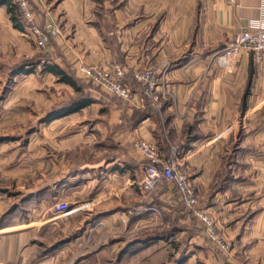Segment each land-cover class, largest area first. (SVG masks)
<instances>
[{"label":"crops","instance_id":"0c3cea01","mask_svg":"<svg viewBox=\"0 0 264 264\" xmlns=\"http://www.w3.org/2000/svg\"><path fill=\"white\" fill-rule=\"evenodd\" d=\"M10 1L0 0V14L7 30L21 41L23 34L9 13ZM27 1L38 25L52 23L61 29L46 51L52 70L58 67L84 82L76 70L81 63L117 62L130 75L151 65L170 64L171 95L165 102L161 132L172 136L179 155L185 156L203 206L226 221L239 220L235 227L238 251L250 252L255 264H264V59L255 62L243 54L233 64L217 60L243 28L262 20L264 0ZM142 104L138 94L125 104V117L134 125L125 142L140 138L166 145L168 138L160 134L157 121L143 113ZM127 150L108 163V176L122 190H133L131 182L145 163L133 147ZM96 200L82 232L72 238L62 236L50 242L45 239L48 232L41 234L34 221L27 225L0 221V264H91L100 261L105 250H125L122 259H126L133 251L132 242L119 250L113 240L104 245L106 249L99 246L81 252L80 241L91 233V226L111 228L112 221H117L115 209H96L101 199ZM246 209L251 210L249 217L242 212ZM3 214L1 203L0 217ZM146 215L142 213L138 220L144 221Z\"/></svg>","mask_w":264,"mask_h":264},{"label":"rangeland","instance_id":"374dc122","mask_svg":"<svg viewBox=\"0 0 264 264\" xmlns=\"http://www.w3.org/2000/svg\"><path fill=\"white\" fill-rule=\"evenodd\" d=\"M18 1L11 0L10 4L17 6L19 18L23 19ZM19 30L23 34L21 41L7 30L0 14V208L1 203L4 207L0 221L26 225L34 221L37 223L34 228L41 234L48 232L45 239L50 242L62 236L72 238L82 232L88 210H94V203L100 198L96 209L98 206L106 208L102 211L115 209L117 221H112L111 228L101 224L91 226V233L80 241L81 252L94 251L113 240L119 250L122 246L130 247V242L133 245L131 255L124 260L125 250L114 253L105 250V255H100L102 264L107 263L104 262L107 258L112 260L107 264H255L254 255L239 252L236 246L235 227L239 220L226 221L222 215L209 211L196 189L199 203L189 208L172 184L163 183L152 191H146L145 187L122 190L108 176V163L122 157L131 147L137 150L138 142H148L139 138L128 144L124 139L134 128L132 120L125 117V104L132 103L137 94L144 99L140 106L143 113L150 114L159 124L160 134L168 138L170 151L173 148L178 151L172 136L161 132L165 127V102L171 95L169 63L163 68L146 67H151L156 77L166 74L157 91L158 109L152 97H144V85L132 82L135 72L146 68L130 75L117 62L88 64L119 66L133 91L131 98L116 96L87 79L76 90L50 69L47 53L37 49L30 28L25 25ZM20 65L21 73L13 76ZM80 100L82 107L54 119V114L63 107ZM156 146L163 151L166 145ZM104 166L106 169L100 170ZM186 172L190 176L187 168ZM65 203L81 209L60 217L56 209ZM242 212L245 217L251 215L249 209ZM142 213H147L144 221L138 220ZM49 217L54 220L43 225ZM209 224L214 240L209 235Z\"/></svg>","mask_w":264,"mask_h":264},{"label":"built area","instance_id":"2783aa9c","mask_svg":"<svg viewBox=\"0 0 264 264\" xmlns=\"http://www.w3.org/2000/svg\"><path fill=\"white\" fill-rule=\"evenodd\" d=\"M227 1L233 3L236 0ZM18 4L23 20L35 37L37 49L47 51L51 40L61 34L60 28L51 23L45 24L43 27L37 25L29 2L27 0H19ZM262 16V20L253 22L250 28H243L229 42L222 52L218 54V61L224 65L233 64L243 54L250 55L255 62H261L264 59V11ZM78 69L84 79L101 84L110 93L123 98L133 97V91L125 81V73L119 66L108 68L81 63ZM165 75L164 73L162 78L156 77L155 72L150 67L136 71L134 76L136 81L145 87L144 97H152L158 109L160 105H156L158 103L157 91L160 85L163 84ZM136 149L143 156L145 164L140 177L134 178L131 182L133 188L145 187L146 191H152L163 183H169L176 187L182 202L186 206L189 208L197 206L199 197L191 183L190 176L186 172L185 156L180 157L178 151L173 148L167 157L156 144L149 142H138ZM80 209V207H72L65 203L59 205L56 212L60 217H65ZM199 217L206 223L208 222V218L204 214H200ZM212 233L214 231L212 225L209 224V235L214 240L216 237Z\"/></svg>","mask_w":264,"mask_h":264},{"label":"trees","instance_id":"16d2710c","mask_svg":"<svg viewBox=\"0 0 264 264\" xmlns=\"http://www.w3.org/2000/svg\"><path fill=\"white\" fill-rule=\"evenodd\" d=\"M8 8H9V13H10V15H11V20L13 21V24L15 25V27H17V28H22V27H24V26L26 25V22H25L23 19L19 18V13H18L19 11H18L17 6H16L15 4H9ZM30 9L32 10L31 7H30ZM36 24H37V23H36ZM37 25H38V24H37ZM39 26H42V25H39ZM43 26H44V25H43ZM43 26H42V27H43ZM52 40H53V39H52ZM52 40H51V42H52ZM45 58L48 60V59H49V56L46 54ZM22 69H23V67H22L21 65H20L19 67H17V68L14 70V72H13V76H14V75H17V74H20L21 71H22ZM51 70H52V69H51ZM52 71H53L56 75L59 76V79H60L62 82L67 83V84H70V85L73 86L76 90H80V88H81V87H80V85H81V84H80L81 81L78 80L73 74H70V73L67 72V71H62V70H60L58 67H57V69H53ZM135 81H136V80H134V76H132V82H133V83H136ZM82 105H83L82 100H80V101H75V102L69 104L68 106L63 107V108L60 110V112L54 114V117H55L54 119L59 118V117L66 116V115H68V114H70V113H73V112L76 111V109L82 107ZM166 145H167V144H166ZM163 152H164L165 155L168 157L169 154H170V146H169V145L165 146ZM175 188H176V187H175ZM176 191H177V189H176ZM177 192H178V191H177ZM178 194H179V192H178ZM179 195H180V194H179Z\"/></svg>","mask_w":264,"mask_h":264}]
</instances>
